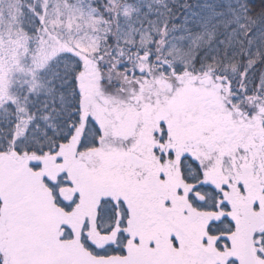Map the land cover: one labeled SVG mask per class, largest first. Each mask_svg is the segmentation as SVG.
<instances>
[{
  "label": "snow or ice",
  "instance_id": "6c2138e0",
  "mask_svg": "<svg viewBox=\"0 0 264 264\" xmlns=\"http://www.w3.org/2000/svg\"><path fill=\"white\" fill-rule=\"evenodd\" d=\"M0 264H264V0H0Z\"/></svg>",
  "mask_w": 264,
  "mask_h": 264
}]
</instances>
